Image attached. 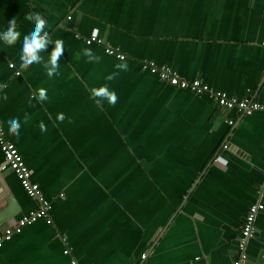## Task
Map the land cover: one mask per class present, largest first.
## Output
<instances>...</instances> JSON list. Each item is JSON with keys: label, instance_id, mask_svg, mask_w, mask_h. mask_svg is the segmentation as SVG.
Wrapping results in <instances>:
<instances>
[{"label": "crops", "instance_id": "obj_1", "mask_svg": "<svg viewBox=\"0 0 264 264\" xmlns=\"http://www.w3.org/2000/svg\"><path fill=\"white\" fill-rule=\"evenodd\" d=\"M34 15L64 43L51 77L43 62H19ZM12 19L20 35L0 43V119L50 201L52 223L6 240L0 264L231 263L249 206L264 203V109H224L140 61L264 102V0H0V28ZM95 30L104 44L85 42ZM53 47L39 50L44 61ZM121 62L126 71L114 67ZM103 84L115 104L92 95ZM11 116L19 135L7 131ZM0 189L2 233L37 202L12 169H0ZM247 255L244 264H264V210Z\"/></svg>", "mask_w": 264, "mask_h": 264}, {"label": "built area", "instance_id": "obj_2", "mask_svg": "<svg viewBox=\"0 0 264 264\" xmlns=\"http://www.w3.org/2000/svg\"><path fill=\"white\" fill-rule=\"evenodd\" d=\"M85 42L88 45L104 44L103 38L99 36L96 30L85 37ZM104 48L107 54L116 56L119 59L123 60L127 57V55L124 54L118 47L105 45ZM140 64L144 70H150L151 72L158 74L161 80L168 82L170 85L188 89L200 96H208L215 100L217 104L224 109L236 110L241 115L252 114L254 111L264 109V102L251 99L250 97L238 98L236 96L229 95L225 91L212 88L200 78L188 79L182 77L176 70L172 69L168 65H158L155 61L146 58L142 59ZM10 67L14 68L15 64L10 63ZM16 74H20V71L17 70ZM228 123L233 124L234 120L230 119L228 120ZM0 148L4 154V162L0 165V169H12L28 196L37 202V206L34 209L30 210L11 225L7 226L5 230L0 233V248H2L4 242L11 239L14 234L21 233L24 226L34 223L40 219H44L48 223H52V206L50 201L45 198L39 183L32 180V171L27 165L22 153L16 144L7 138L6 130L1 119ZM261 190L264 192V184L262 185ZM262 210H264L263 202L252 203L249 206L242 226L241 235L238 240V255L229 264H244L246 262L248 258L247 245L254 233L256 217ZM65 252L68 253L69 251L66 250Z\"/></svg>", "mask_w": 264, "mask_h": 264}, {"label": "clouds", "instance_id": "obj_3", "mask_svg": "<svg viewBox=\"0 0 264 264\" xmlns=\"http://www.w3.org/2000/svg\"><path fill=\"white\" fill-rule=\"evenodd\" d=\"M19 35L20 33L17 30L16 22L12 19L8 22L6 29L0 28V43L13 45L16 43ZM49 42H53L54 47L48 54V59L44 61L43 57L38 53L39 50L43 49ZM63 48L64 43L61 39L57 38L53 40L51 37H48V32L45 28V20L39 15H34V22L31 27L28 28L21 40L19 62H21L24 66L32 65L33 62H43L46 74L51 77L53 73H57L58 60ZM83 54L89 61H100V56L95 54L90 48H85L83 50ZM114 67L120 70H127V64L123 62L114 65ZM114 75L115 73L110 74L106 77V79L111 80ZM91 92L94 97L98 98L97 102H100V100H106L108 104L112 105L117 101L116 92L111 90L107 84L94 87L91 89ZM36 98L39 100L47 99L46 89L43 87L38 88ZM63 118L62 113L57 116L58 120H62ZM20 126V122L16 116H11L6 122L7 131L13 135H19ZM39 127L42 132L45 131V125L42 122Z\"/></svg>", "mask_w": 264, "mask_h": 264}, {"label": "water", "instance_id": "obj_4", "mask_svg": "<svg viewBox=\"0 0 264 264\" xmlns=\"http://www.w3.org/2000/svg\"><path fill=\"white\" fill-rule=\"evenodd\" d=\"M3 190L2 189H0V193L2 192Z\"/></svg>", "mask_w": 264, "mask_h": 264}]
</instances>
